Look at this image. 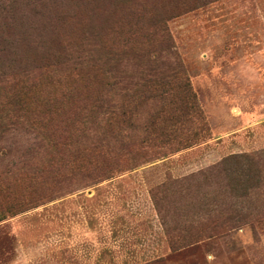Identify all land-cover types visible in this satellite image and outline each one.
Segmentation results:
<instances>
[{"label":"rangeland","instance_id":"1","mask_svg":"<svg viewBox=\"0 0 264 264\" xmlns=\"http://www.w3.org/2000/svg\"><path fill=\"white\" fill-rule=\"evenodd\" d=\"M166 40L183 80L147 90ZM1 50L0 119L28 81L45 129L0 125V264H264V0H0ZM102 72L136 95L116 135Z\"/></svg>","mask_w":264,"mask_h":264},{"label":"trees","instance_id":"2","mask_svg":"<svg viewBox=\"0 0 264 264\" xmlns=\"http://www.w3.org/2000/svg\"><path fill=\"white\" fill-rule=\"evenodd\" d=\"M30 1L34 5H37V2L39 0H30ZM156 21L157 20H154L153 23ZM155 25L158 28H160L162 31H165L162 28L163 25L161 24V21H157ZM117 34L122 35L120 32ZM4 43L8 47L7 49H12V45L10 43L8 42H4ZM166 43H167V40H166ZM160 47L161 48L159 51H156V50L152 51L151 49H149L150 56L147 58L148 65L145 67V71L143 72L144 74H141L142 75L141 79L144 81L141 87L144 86L147 90L151 87L148 84H146V82H152L153 80H155L153 78H156V77L161 78L160 77L161 75H164L165 78H167V84H169V82L172 81L173 78L174 80L176 78H180L183 80V77L175 69L172 70L173 71L172 74H171V71H167V69L165 70L167 74L165 71H162V69L159 70V65L162 63L163 55H167V50L170 49L171 45L167 43L166 48L163 44ZM119 49L120 47H117V46L108 47L106 53H104L103 59H100L98 61L93 59V56L90 53H88L89 56H92L91 59L89 60L91 62L90 66L94 69L96 68L97 71H100L101 67H99V65L101 63H102V66H107V68L111 67L112 65L113 67L114 65H117L114 67L116 69L119 68L121 62H123L126 56L125 50H119ZM2 51L3 50H1L0 52ZM74 73L75 71L72 70L71 74H74ZM104 73H107V72H102V76L104 77V78L102 77L103 78L102 80L105 79V82L102 81V84L100 85L102 89L98 93H96V95H93L94 102L91 104V106H92V109L96 108V109L104 111V114L106 115V120H107L106 122H109L112 125H114V130L112 131V133L116 135V130H115L116 127H119L120 125L128 127L127 125L131 123V118H127V113H129V115L132 117V120H133L132 107H133V102L135 101L136 95L134 96L133 93L131 94L130 92H128L126 93V95L124 94L121 98H118L111 90L110 84L112 83L107 81L109 78L108 73L105 75ZM123 74H124L123 71L116 70V76H114V78L119 77L121 79ZM76 75L79 76L82 74L79 72ZM113 80L115 81L114 83L118 82L115 79ZM19 83L20 85L18 84L15 85L16 87H19L18 88L19 90L11 91V94L8 98V100H11V104H9L8 102L5 103L6 106L4 107H7V108H3L2 111H4L6 115L1 117L0 125L4 124L5 122L6 124L11 123V125L22 124V125H26L27 127L37 126L39 127L38 129H41V130L45 129L44 128L45 126L41 125L42 122L39 123L38 121H36V119L33 120V118L29 114H27L26 106L22 101L24 97L23 92L25 91L29 92L32 89V84L28 83V81H21ZM136 86L137 85H135L134 88ZM108 87L109 89H106ZM13 89H15V87ZM68 98H72V90L70 91L66 89V90L61 91L59 96H57L56 94H49V98L47 100H48V103L54 102L55 99L61 100L63 102L64 100H66L67 102ZM61 109H62V106H61ZM86 109H87L86 106L82 108L83 111H86ZM190 110L193 111V107H191ZM22 112L24 113L21 116L20 113ZM53 147H58V145L55 143L53 144Z\"/></svg>","mask_w":264,"mask_h":264}]
</instances>
